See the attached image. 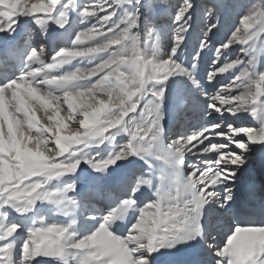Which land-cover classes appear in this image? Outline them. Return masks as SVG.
I'll list each match as a JSON object with an SVG mask.
<instances>
[{
	"label": "snow or ice",
	"instance_id": "obj_1",
	"mask_svg": "<svg viewBox=\"0 0 264 264\" xmlns=\"http://www.w3.org/2000/svg\"><path fill=\"white\" fill-rule=\"evenodd\" d=\"M0 264H264V0H0Z\"/></svg>",
	"mask_w": 264,
	"mask_h": 264
},
{
	"label": "rangeland",
	"instance_id": "obj_2",
	"mask_svg": "<svg viewBox=\"0 0 264 264\" xmlns=\"http://www.w3.org/2000/svg\"><path fill=\"white\" fill-rule=\"evenodd\" d=\"M198 2H202V0H198ZM233 19H234V17H233Z\"/></svg>",
	"mask_w": 264,
	"mask_h": 264
}]
</instances>
